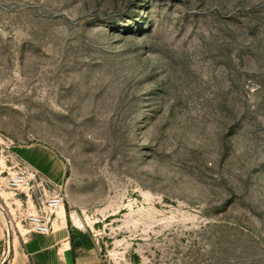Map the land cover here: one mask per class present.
Returning <instances> with one entry per match:
<instances>
[{"label":"rangeland","instance_id":"1","mask_svg":"<svg viewBox=\"0 0 264 264\" xmlns=\"http://www.w3.org/2000/svg\"><path fill=\"white\" fill-rule=\"evenodd\" d=\"M15 157L107 264H264V0H0V204L43 212Z\"/></svg>","mask_w":264,"mask_h":264},{"label":"built area","instance_id":"2","mask_svg":"<svg viewBox=\"0 0 264 264\" xmlns=\"http://www.w3.org/2000/svg\"><path fill=\"white\" fill-rule=\"evenodd\" d=\"M17 170L9 176V187L16 191L24 188H34L41 193L43 212L24 207V204H15L10 208L6 203L0 204V226L5 234V245L2 251V264H10L11 241L20 237L24 242L25 238L31 235H48L53 232L56 221V214L64 207V196L62 191L52 188V181L44 176L37 168L28 162L15 157Z\"/></svg>","mask_w":264,"mask_h":264},{"label":"crops","instance_id":"3","mask_svg":"<svg viewBox=\"0 0 264 264\" xmlns=\"http://www.w3.org/2000/svg\"><path fill=\"white\" fill-rule=\"evenodd\" d=\"M62 227H55V231L48 235L26 237L25 242L15 237L11 241L10 264H107L96 246L81 245L76 240L72 242L70 231L66 226ZM4 245L5 234L0 226V264Z\"/></svg>","mask_w":264,"mask_h":264},{"label":"bare ground","instance_id":"4","mask_svg":"<svg viewBox=\"0 0 264 264\" xmlns=\"http://www.w3.org/2000/svg\"><path fill=\"white\" fill-rule=\"evenodd\" d=\"M63 207V206H62ZM61 209V208H60ZM65 215L63 214V217H64ZM67 244H69V243H67Z\"/></svg>","mask_w":264,"mask_h":264}]
</instances>
